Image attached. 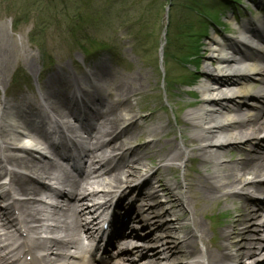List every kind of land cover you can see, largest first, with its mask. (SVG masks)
I'll return each mask as SVG.
<instances>
[{
  "label": "bare ground",
  "instance_id": "bare-ground-1",
  "mask_svg": "<svg viewBox=\"0 0 264 264\" xmlns=\"http://www.w3.org/2000/svg\"><path fill=\"white\" fill-rule=\"evenodd\" d=\"M258 21L264 29V18L250 20L239 24L232 37L215 33L205 44L197 106L184 113L182 141L178 143L173 138L133 145L135 138L147 131L139 128L142 118L133 112L132 93L125 89L118 91L115 100L90 101L103 108L91 128L84 122L71 127L69 121L77 118L73 110L62 112L59 108L69 98L57 93L60 82L65 90L76 85L72 100L86 104L87 89L75 79L71 84L59 79L55 93L44 95L43 103L25 96L0 100V180L9 178L8 185H0V264H14L11 261L17 262L25 253V257L31 256L32 264H72V250L87 252L90 243L84 245L83 239L100 230L99 221L112 208L111 224L120 227L117 235H127L129 228L133 232L124 237L118 258L100 264H164L177 252L187 260L199 256L186 264H264V63L252 60L264 61V44L256 51L248 48L245 44L251 38L243 31L254 29ZM8 51V47L0 49L3 54ZM8 67L0 59L1 84ZM256 84H260L257 89ZM50 112L60 120L51 123L54 130L72 139L84 135L88 143L82 148L87 158L84 168L75 181L63 166L39 154L26 137L28 131L22 130L28 118L47 120ZM168 130V126H158L151 132L157 138ZM33 132L31 135L48 140L45 132ZM52 147L58 152L61 149ZM125 153L132 157L127 159ZM155 157L167 164L152 167ZM193 161L199 164L194 173L190 170ZM180 167H186L181 181L175 174ZM167 176L172 179L165 181ZM48 179L63 187L54 188L45 182ZM136 182H140L138 188L127 185ZM48 193L55 195V203L41 201ZM133 193V202L124 204ZM6 198L10 204L3 202ZM159 198L165 203H157ZM217 209H222L218 216L214 213ZM119 210H124L122 215H116ZM164 216L168 219L152 234L139 237L135 224H149ZM47 221H53L51 227ZM22 229L27 235L19 245L15 232L21 235ZM46 230L56 235L51 241L42 235ZM153 242L165 244V256L151 250L148 245ZM80 258V264H94L86 255ZM170 262L177 264L173 258Z\"/></svg>",
  "mask_w": 264,
  "mask_h": 264
},
{
  "label": "rangeland",
  "instance_id": "rangeland-1",
  "mask_svg": "<svg viewBox=\"0 0 264 264\" xmlns=\"http://www.w3.org/2000/svg\"><path fill=\"white\" fill-rule=\"evenodd\" d=\"M45 1L49 6L60 2V0ZM65 1L66 4L63 2L64 5L60 6L55 20L45 24V29H35L40 21L39 17H41L42 11L47 7L45 2H38L37 0H0V49L2 47H8L9 49L8 53L3 54L0 52V59L9 64L6 79L3 84L0 83V100L12 97L20 99L24 96L40 99L49 92L55 93V83L59 79L60 81H68L69 84L78 80L79 84L85 86L90 78L89 74L99 72L97 75L92 76L97 79L105 77L107 83L108 79L116 80L120 84L117 87L118 89L108 85L111 93L118 95V91L121 89L122 91L123 89L129 90L130 94L132 93L130 104L133 106V112L143 118L139 121L141 129L149 131L158 126H168V132H164L160 137L156 138L153 135L156 138L154 141L158 139L167 141L176 138L177 143L182 141L183 124L181 120L184 113L197 106L194 91H196V84L199 82L197 81L199 75L197 69L200 68L206 54L204 52L206 49L205 44L209 42L215 33L230 37L235 32L233 27L237 28V25L248 20L249 15L255 19L264 16V7H258L259 0H235L239 1L242 6L236 2L223 1L227 8L218 6L220 5L218 0H204L202 5L199 6L200 16L195 15L190 21L181 8L186 3L185 0H171L173 5L170 8L171 28L169 31L172 47H169L162 39L166 24L164 13L161 28L146 29V32L142 29L141 32H139V29H127L126 24L120 23V17L123 14L131 13L129 9H132V3L136 0H114L112 14L108 21L103 20L102 13L99 10V16H101L99 23L102 24L103 22V25H108V27L88 29L87 33H78L75 38L68 32V24L64 20V14L72 16L77 11L78 4L75 3V0H72L71 4L68 2L70 0ZM99 7H104L103 2H100ZM253 8L257 10L255 11ZM16 9H19L21 13L27 9L33 14H31L32 18L23 16L24 20H19L16 28H13L18 17ZM247 10H250L251 13ZM86 11L90 13L94 10H89L82 5L81 12L86 14ZM94 12H97V9ZM132 12L136 21L142 15L138 4H136L135 9H132ZM203 15L211 20L222 16L226 23L224 25L219 22L220 27L207 26V22L210 24L211 20L207 19L206 21ZM182 24H184V29H181ZM137 35L141 37L140 44L136 42ZM32 37L37 41L36 43L31 41ZM85 37L87 38L84 40ZM90 40L107 43L108 45L114 44L115 60L105 57L107 61L104 64H101L103 59L96 61L99 54L97 45L89 49V53L85 52L87 54H83L84 51L79 49L78 42L90 47L92 45ZM162 45L165 48L164 56L161 58L159 50ZM259 86L256 84L254 88ZM4 88L7 89L6 93H4ZM73 90H75L73 87H67V90H65L62 82L59 86H56V91L60 95L67 94V96H71ZM66 106H68V101L59 104L60 110L65 109ZM185 131L189 135L190 131ZM151 135L142 133L133 141L134 146L153 141ZM158 150L159 148H156L154 151L157 152ZM155 158L157 160L153 162L152 167L156 168L167 164L165 161ZM191 163L193 166L190 167V170L194 173L199 168V164L197 161ZM185 165L188 169L189 161ZM185 168L180 167L175 170L176 178L179 181L184 177ZM171 179V176L164 178L165 181ZM170 200L172 199L170 198ZM156 202L163 203L165 199L159 198ZM172 206L176 207L175 204ZM221 212L222 209H217L214 213L218 216ZM152 217L155 216L152 215ZM152 217L151 220H153ZM166 219H168L167 216L162 219L155 218L153 222H149L150 225L143 222L145 228L140 230V233L152 234L156 230V226L161 225ZM181 220H184V218H181ZM204 222L209 225L208 221L205 220ZM213 226L215 228L214 222ZM211 228L213 229V227ZM158 235H163V233H158ZM216 241L215 238L212 243L214 244ZM161 243L153 242V245L148 246L162 257V254L166 251H164L165 244ZM172 244L176 245L174 240H172ZM176 254L175 256L172 255L171 259L173 258L177 264H186L190 261L181 257L178 252ZM198 257V255H194L192 259L198 260ZM135 258L137 259L136 256ZM170 261L165 259L164 264H169Z\"/></svg>",
  "mask_w": 264,
  "mask_h": 264
},
{
  "label": "trees",
  "instance_id": "trees-1",
  "mask_svg": "<svg viewBox=\"0 0 264 264\" xmlns=\"http://www.w3.org/2000/svg\"><path fill=\"white\" fill-rule=\"evenodd\" d=\"M38 2H45L44 0H37ZM66 4V1L63 0ZM74 1V0H73ZM204 0H185V4L181 6L182 10L184 11V15L187 16L188 20H192L193 16L199 15L200 13V8L199 6L202 5ZM72 0L69 1L71 4ZM100 2H103L104 7H99ZM113 2L114 0H75V3L78 4L77 11L74 12V14L69 15V14H64V20L66 21L67 29L68 32L70 33L71 36L76 38V35L81 32H88V29H101L102 27H108V25H103L99 23V19L101 16H99V10L102 13V18L103 20L110 18L112 14V8H113ZM166 0H136L132 3V9H135L136 4L139 5L142 15L141 17L136 21L135 16L132 14V9L131 13H128L127 15H122L120 18V22L123 24L125 23L127 26V29H142L143 31L146 32V29L151 30L160 28L161 26V20H162V15L164 8L166 6ZM64 5L62 1L58 2L57 4L53 6H49L47 4V7L45 8L44 11L41 13V17H39V23H37V29H45L44 25L47 23H50L51 20H55V16L57 15L58 10L60 9V6ZM82 5L85 6L89 10H96L97 12H88L86 11V14H83L81 12ZM30 15V13H27ZM186 19V20H187ZM187 23V22H185ZM171 28V26H170ZM181 29H184V24L181 25ZM138 36V35H137ZM87 37L84 38V40ZM140 39L141 37H137L136 42L137 44H140ZM34 41V40H33ZM92 45H99L102 48H108L109 50L111 49V46H109L107 43H98L97 41L90 40ZM169 47H172V39L170 38V31L168 35V44ZM79 46L83 50H87L86 46L79 42Z\"/></svg>",
  "mask_w": 264,
  "mask_h": 264
},
{
  "label": "water",
  "instance_id": "water-1",
  "mask_svg": "<svg viewBox=\"0 0 264 264\" xmlns=\"http://www.w3.org/2000/svg\"><path fill=\"white\" fill-rule=\"evenodd\" d=\"M166 18H168V12L166 13Z\"/></svg>",
  "mask_w": 264,
  "mask_h": 264
}]
</instances>
